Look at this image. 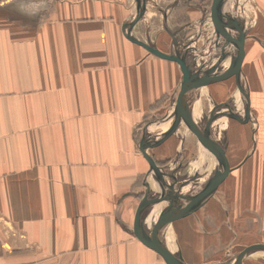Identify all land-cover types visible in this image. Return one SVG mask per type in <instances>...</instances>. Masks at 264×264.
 I'll list each match as a JSON object with an SVG mask.
<instances>
[{"label": "crops", "instance_id": "1", "mask_svg": "<svg viewBox=\"0 0 264 264\" xmlns=\"http://www.w3.org/2000/svg\"><path fill=\"white\" fill-rule=\"evenodd\" d=\"M208 2L0 0V264H167L135 235L137 206L147 190L196 192L185 186L209 163L196 151L211 150L183 120L162 133L177 112L180 67L123 31L165 53L198 45L208 22L216 21L220 38L223 20ZM257 6L239 63L250 106L228 67L191 90L194 120L208 129L207 117L215 128L224 123L225 171L214 192L180 208L164 228L163 246L185 264H234L244 246L264 245V3ZM204 43L197 49L211 47ZM232 73L240 95L228 92ZM203 91L219 109L207 96L203 108ZM233 106L254 118L228 112ZM142 141H151L147 153L160 176ZM167 205L161 199L142 212L151 238ZM242 264H264V252Z\"/></svg>", "mask_w": 264, "mask_h": 264}, {"label": "water", "instance_id": "2", "mask_svg": "<svg viewBox=\"0 0 264 264\" xmlns=\"http://www.w3.org/2000/svg\"><path fill=\"white\" fill-rule=\"evenodd\" d=\"M142 6V4L140 3ZM212 10L214 11L218 10V14H222L223 18L225 19V24L227 27V33H228V43L226 46H224V49H221L220 51H224V55L222 56L221 60L213 65H210L209 67H206L204 70H198V68L194 69L191 64L188 62L186 54L183 52H179L175 50V53L169 52L165 53L160 50H158L155 47H152L143 41L137 40L131 36H128L124 29V34L128 39L143 48H145L148 52L167 59L171 61H175L182 72L181 77V87H180V94H179V100H178V106H177V112L174 116V119L172 121L171 126L165 130L164 134L172 131L182 120L187 124V126L208 146V148L211 150V152L215 156V164L213 167V170L211 172L210 177L203 181L201 184H199L197 190L198 192L196 194L193 193H187V194H181L177 191L171 192L170 194H167L162 189L161 184L159 183L160 188L162 191L160 192V195L158 196H150V191L147 190L144 197L140 200L136 212H135V218H134V233L135 235L147 246L154 249L156 252H158L166 261L167 264H185L180 258H177L174 256L171 252H169L162 244V234L164 231V228L168 222V220L172 217V215L178 211L180 208L184 206H188L191 204H194L195 202H198L199 200L206 197V195L211 194L216 189V186L218 185L224 171V154H223V148H224V142L218 140L215 136H213L208 129L207 126L203 127L200 126L192 117L190 107L187 103L188 100V93L196 89L200 86L202 81L204 80V77L206 75H209L211 73H215L216 75L218 73V70H222L225 67H228V71H234L237 78H238V87L241 92V99L244 101L247 105L248 100V90L246 88L245 83L242 79V74L240 72V59L242 55V41L239 37V34L236 36L235 32L237 33V23L239 19V14L236 13V10L234 9L232 3L230 0H214V4L212 6ZM243 7V4L240 5V9ZM140 16V15H139ZM139 16H136L135 19H137ZM126 23H124L125 25ZM123 25V26H124ZM177 41L174 40V44ZM219 51V52H220ZM219 52H214L211 54V56L215 57L219 54ZM209 57V60H212L213 57ZM228 59L227 64L224 63V61ZM214 74V75H215ZM244 86H242V85ZM187 99V100H186ZM211 123L212 126V120L208 119V124ZM149 142L142 141V144L140 146L141 152L144 155V157L147 159L150 169L156 176H160L159 168L156 164V162L153 160V158L147 153V149L149 145L151 144ZM203 168L199 167V169L196 171L194 178L192 179L191 183H197L196 180L199 176L200 170ZM196 190V191H197ZM166 200L168 201V205L164 208L162 211L158 227H157V233L155 238H151L147 235L145 232L142 221H141V215L144 210L152 206L155 202L158 200ZM254 251H262L264 252V245L263 244H253L247 248H245L236 258L234 264H242L243 259L249 255L250 253Z\"/></svg>", "mask_w": 264, "mask_h": 264}, {"label": "rangeland", "instance_id": "3", "mask_svg": "<svg viewBox=\"0 0 264 264\" xmlns=\"http://www.w3.org/2000/svg\"><path fill=\"white\" fill-rule=\"evenodd\" d=\"M231 3L233 5V7L234 6L237 7L238 6L237 4H239V3H240V5L243 4V7L241 9L239 8L240 6L238 7L237 10L235 9L237 14H239L238 12H240L238 23L236 25L238 32L237 33L235 32V35L237 36L239 34V37L242 40L241 47L244 49V46H245L244 42H247L250 37L252 38V36H253V34L255 32L254 30H256V25H257V19H256L257 18L256 17L257 13L256 12L258 11L257 7L260 8L259 6H257V4H262L263 5L264 1L262 2L260 0H246V2H245V0L244 1L243 0H231ZM213 4H214V0H209V2L207 3V9L212 10ZM210 7H211V9H210ZM212 11H214V10H212ZM210 14L214 15L215 11L210 13ZM219 16H220V18H219L218 22H221V19H223L222 18L223 15L221 14ZM215 22L216 21L211 22L210 25H209V22L205 24V25L208 24L207 25V30H206V32L204 34H202V36H201L202 39L200 40V42L199 41L197 42L198 45H194L193 47H191V45L189 43H185V42L181 43L179 45V51L182 52V53L184 52L186 54L188 62L191 64V66L194 69L198 68V70H204L207 67L208 62L210 61L209 57H205L204 56V54H205L204 52L206 50H211V51L215 50L216 48H218L220 46L221 41H220V38L218 37V35H219L218 32L219 31H217V32L215 31V29H217V28H215L217 26V23H215ZM203 35H206V38H204ZM195 36H197V35H195ZM204 39H205V43H204ZM199 43L200 44L204 43L206 46L211 45V47L210 48L207 47V48L197 49V46L200 45ZM213 58H215V57H213ZM216 60H218V59H216ZM240 61H241V59H240ZM232 77L234 79V80H232L233 86H230V88H228V92H230L232 94L237 93V95H240V92L238 91L237 86H235V84L237 83V80H236V78H235L233 73H232ZM205 88H204V90H205ZM204 92L205 91L202 92L203 95H200V97L198 99V102L203 106V108H205L206 110L210 108V104H207V101L205 100V97L207 96L211 100V103H212L211 107L215 103L217 109H219L220 106L218 105V103H216V101L211 96L206 95V92L205 93ZM246 106L249 107L250 104H248ZM230 110L232 111V114H238L239 118L244 119L245 121L251 116V114L248 113L249 109L247 107H245V106H237L235 108L233 106V107H230L228 109V112H230ZM252 116L254 118L253 114H252ZM216 125L217 126L215 128L216 129L215 132H216L217 137L224 138V134H225L224 127H223L224 123H216ZM249 131H250V129H249ZM202 149H199V151L198 150L196 151V158H200V153H201L202 155L204 154L203 155L204 159H210V158L213 159V157H212L213 153L212 152H211V155H209V154L207 155L206 152L204 150H202ZM201 158H202V156H201ZM166 163L167 162H164L163 164H166ZM208 166H211L210 160H209ZM193 168H195V167L191 166L190 170H186V171H192ZM209 171L211 172V170H209ZM192 172H190L189 174H191ZM202 182L203 181H200V182H197V183H191V184L189 183L185 187H190V188L192 187L193 190H195V189L197 190L199 184H201ZM251 245H253V244H249V245L244 246V249L249 247V246H251Z\"/></svg>", "mask_w": 264, "mask_h": 264}, {"label": "bare ground", "instance_id": "4", "mask_svg": "<svg viewBox=\"0 0 264 264\" xmlns=\"http://www.w3.org/2000/svg\"><path fill=\"white\" fill-rule=\"evenodd\" d=\"M231 1V0H230ZM238 5V4H237ZM234 8L236 9V6H234ZM214 10V9H213ZM214 12V11H213ZM215 14H217V15H221V14H218V10H217V8H216V10H215ZM223 18V17H222ZM223 20V28H221V30H220V41H222V44H223V46H224V41H225V35H226V24H225V19H222ZM224 30H225V32H224ZM215 52V51H214ZM182 73V72H181ZM188 100H187V103H188V105H189V107H190V111H191V106H190V104H191V91L188 93ZM196 106V105H195ZM192 114V113H191ZM193 117V116H192ZM194 118V117H193ZM208 117H207V123H208ZM208 126H209V130H210V132H211V134L213 135V136H215L218 140H220V137H217V135H216V132H215V126L213 127V126H211V123L210 124H208ZM213 159H208V162H209V160H210V162L211 163H213V162H215L216 161V159H215V156H214V154H213ZM208 166V164L206 163H203V168L200 170L201 172L204 170V169H206V167ZM203 173V172H202ZM203 176V175H202ZM204 176H207L206 178L208 179L209 178V175H207V172L205 171V175ZM203 176V177H204ZM200 180H201V178H199ZM206 179V180H207ZM200 180H196V182L197 181H200ZM202 181V180H201ZM191 190V189H190ZM177 191V190H176ZM198 192V190L196 191V192H194L193 194H196ZM185 193V192H184ZM183 194V193H182Z\"/></svg>", "mask_w": 264, "mask_h": 264}]
</instances>
